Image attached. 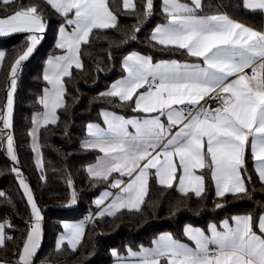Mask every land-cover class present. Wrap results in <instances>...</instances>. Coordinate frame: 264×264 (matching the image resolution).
Here are the masks:
<instances>
[{
  "label": "snow or ice",
  "instance_id": "obj_1",
  "mask_svg": "<svg viewBox=\"0 0 264 264\" xmlns=\"http://www.w3.org/2000/svg\"><path fill=\"white\" fill-rule=\"evenodd\" d=\"M15 2L0 0L5 6ZM46 3L64 18L56 47L65 54L47 61L43 79L51 87L44 89L38 101L45 112L34 116V122L45 126L55 124L57 109L66 107L64 78L71 77L74 66L82 68L81 48L89 43L93 30L118 27L108 0H46ZM123 5L133 11L136 7L131 0H123ZM162 5L167 22L153 29L150 41L165 50H184L196 62H154L151 56L133 52L122 63L127 76L101 94L122 103L131 102L134 112L145 115L125 118L103 112L106 127L87 125L91 139L82 147L103 153L88 167V173L94 180L108 181L111 187L121 188L123 193L98 213L100 217L114 216L122 209L139 210L150 170H155L161 185L171 188L174 181L178 182L179 191L185 195L191 191L201 196L205 178L197 174L198 169L211 170L218 197L226 193L246 194L245 153L249 147L254 160L259 162L258 178L264 183V32L245 27L227 15H200L202 0L189 3L162 0ZM244 7L264 11V0H244ZM152 9L153 0H145L144 15H151ZM44 31L43 14L36 5L20 7L0 18V35L30 34L26 50L12 65L13 77L40 43L41 36L37 33ZM3 56L0 52V60ZM15 86L13 78L6 101V128L11 126ZM208 100L216 102V107L208 104ZM32 135L35 140V130ZM7 144V151L15 161L10 135ZM114 173L128 177V182L114 178ZM20 183L34 220L20 251L19 264H33L40 244L41 216L31 190L23 180ZM109 195L104 193L95 201L96 205H101ZM3 196L0 192V197ZM231 221L225 219L219 228L209 225L210 235L186 226L185 235L194 247L171 234H163L153 241V248L129 252L141 257L140 264H264V216L259 220V234L253 229L250 215L233 216ZM5 227L0 223V247H6V241L11 239ZM83 228V224L72 226L68 236L58 238L56 249L67 240L75 250Z\"/></svg>",
  "mask_w": 264,
  "mask_h": 264
},
{
  "label": "trees",
  "instance_id": "obj_2",
  "mask_svg": "<svg viewBox=\"0 0 264 264\" xmlns=\"http://www.w3.org/2000/svg\"><path fill=\"white\" fill-rule=\"evenodd\" d=\"M202 4L200 14L226 12L256 28H261L264 23V15L260 11L245 10L243 0H202ZM31 5L38 6L43 14L45 36L35 52L21 63L15 77L12 76V65L26 50L28 36L15 33L0 38V50L4 52L0 67V192L4 193L0 197V221L6 225V235L11 237L6 241V247H0V263L17 264L29 231L27 221L32 217V211L20 178L29 186L41 215L42 240L33 264H110L113 250L123 253L128 248L150 245L161 232H169L182 239L186 224L206 228L210 223L218 224L238 214L250 215L253 229L258 231L257 221L264 213V183L259 180L247 150L244 171L246 194L218 197L209 169L202 170L205 187L200 197L192 192L186 195L179 193L173 186L159 185L151 177L139 210L122 209L114 216L96 215L86 228L77 250L66 245L57 250L54 243L62 229V221L80 219L86 210H94L96 195L110 187V182L94 180L87 174L86 165L94 161L97 152L82 148L80 141L86 133V125L100 121L102 109L124 116L135 113L131 102L122 103L117 98L101 95L113 80L123 75L124 56L131 51L151 56L153 60L190 56L183 50L153 46L154 42L150 41L154 25L165 19L162 0H153L149 16L144 15L145 0H135L134 11L125 9L121 0H108L118 27L93 30L89 43L82 45V68L73 67L71 77L64 78L66 107L57 109L55 124L39 129L42 163L38 168L30 145L32 115L42 109L38 101L46 85L43 69L46 58L59 52L54 37L64 18L45 0H16L9 6L0 3V15ZM136 28L139 31H134ZM13 78L16 86L11 126L5 128L2 116ZM8 133L14 140L15 161L6 152Z\"/></svg>",
  "mask_w": 264,
  "mask_h": 264
},
{
  "label": "crops",
  "instance_id": "obj_3",
  "mask_svg": "<svg viewBox=\"0 0 264 264\" xmlns=\"http://www.w3.org/2000/svg\"><path fill=\"white\" fill-rule=\"evenodd\" d=\"M46 1V0H45ZM122 1V6L124 7V5H123V0H121ZM190 1V0H189ZM131 2L132 3H134L135 4V0H131ZM184 2V1H183ZM184 3H187V2H184ZM163 6V5H162ZM243 7H244V0H243ZM244 9H245V7H244ZM245 10H247V11H260L261 13H262V15H264V11H262V10H250V9H245ZM55 11V10H54ZM12 14V13H11ZM165 14V13H164ZM215 14H223V15H227L229 18H231L232 20H234L235 22H238V23H240L241 25H243V26H245V27H248V28H250V29H252V30H255V31H258V32H264V23H262V27L261 28H256V27H253V26H251V25H249V24H247V23H245V22H243V21H240V20H238V19H236V18H234V17H232V16H230L229 14H227L226 12H220V13H211V14H200V15H202V16H207V15H215ZM8 15H10V14H8ZM8 15H0V18H2V17H6V16H8ZM167 22V20H166V16H165V19L163 20V21H161V22H159V23H157L156 25H154V27L152 28V30H151V33H150V36H151V34H152V32H153V29L157 26V25H161V24H164V23H166ZM45 24V23H44ZM62 25V24H61ZM61 25H60V27H61ZM60 27L58 28V30H57V32H56V35H55V37H54V44H55V46H56V43H57V38H58V35H59V29H60ZM45 28H46V24H45ZM68 30L69 31H71V28L69 27L68 28ZM45 32V31H44ZM44 32L43 33H37V35H39V36H41V40H40V43L42 42V40L44 39V36H45V34H44ZM12 34H15V33H9V34H4V35H0V38H6V37H9V36H11ZM27 34V36L28 35H30L29 33H26ZM39 43V44H40ZM38 44V45H39ZM37 45V46H38ZM37 46H36V48H37ZM36 48L34 49V51H33V53L35 52V50H36ZM184 51V50H183ZM0 52H2V53H4L2 50H0ZM133 52H136V53H139V54H142V53H140V52H137V51H131V52H129V53H127L125 56H124V58L127 56V55H129V54H131V53H133ZM32 53V54H33ZM31 54V55H32ZM65 53H64V51L63 50H61V49H59V52L58 53H56V54H53V55H49L47 58H46V61H45V65H44V69H43V76H44V73H45V69H46V67H47V61H48V59L50 58V57H58V56H61V55H64ZM30 55V56H31ZM142 55H145V54H142ZM29 56V57H30ZM145 56H148V55H145ZM124 58H123V60H122V63H123V61H124ZM172 60H175V61H178V62H180V63H185V62H187V63H193V62H196L195 61V58H192V57H190V58H172V59H159V60H153L154 62H160V61H172ZM1 63H2V60H0V67H1ZM75 67V66H74ZM76 68V67H75ZM124 70V69H123ZM246 72H249L250 73V69H246L245 70ZM127 76V73L124 71V73H123V75L122 76H120V77H118V78H116L115 80H113L111 83H110V85L108 86V88L104 91V92H106V91H108L109 89H110V87H111V85L114 83V82H116L117 80H120V79H122V78H125ZM51 86L50 85H48L47 84V82H46V85L44 86V88H43V90H42V94H41V97L44 95V89L45 88H50ZM9 91H11V87H10V89H9ZM8 91V92H9ZM64 99V98H63ZM133 107H134V105H133ZM45 112V109L43 108V106H42V109L39 111V112H35L33 115H32V126H31V128H30V145H31V148H32V151H33V159H34V162H35V164H36V166L38 167V168H40V166H41V163H42V160H41V151H40V147H38L39 146V142H36V144H35V146L33 145V143H32V129H33V126H34V116H38V115H41V114H43ZM103 112H108V113H115V114H117V115H120V116H123V117H125V118H142L145 114H143V113H139V112H135L133 115H130V116H124L123 114H120V113H117V112H115V111H113V110H110V109H102L101 110V112H100V115H101V119H100V121H92V122H89L88 124H98V125H100L101 127H106V125H104V121H103V116H102V113ZM56 115H57V113H56ZM12 116V115H11ZM6 119H8V114H7V118ZM10 123H11V119H10ZM87 124V125H88ZM87 125H86V133H85V135H84V137L82 138V140L80 141V145H81V147H82V145L87 141V140H89V139H91V137H89L88 136V131H87ZM39 129L42 127V126H45V125H43L42 124V122H40L39 123ZM39 132V131H38ZM13 138V137H12ZM5 148H6V152H7V154H8V156L11 158V154L7 151V148H8V144H7V138H6V140H5ZM82 148H84V147H82ZM13 149H14V153H15V156H16V150H15V144H14V140H13ZM84 149H88V148H84ZM89 150H95L96 152H97V155H96V158L94 159V161H92V162H90V163H88L87 165H86V172H87V174L90 176V174L88 173V171H87V169H88V167L90 166V165H93V164H95L96 163V161H97V158L98 157H101V156H103V153H100L98 150H96V149H89ZM249 152H250V154H251V156H252V163H253V167H254V169H255V171H256V168L259 166V162L258 161H255L254 160V158H253V155H252V153H251V150H250V147L247 149ZM246 150V151H247ZM246 154V153H245ZM210 170V169H209ZM154 171L155 170H150V175H149V178H148V183H149V180H150V178L151 177H153L154 179H155V181L159 184V185H161L160 183H159V181H158V178L157 177H155V175H154ZM197 171V174H202V170H196ZM256 173H257V171H256ZM115 174V173H114ZM178 175H179V173H178ZM203 175V174H202ZM257 175H258V173H257ZM91 177V176H90ZM210 177H211V179H212V173H211V170H210ZM114 178H118V179H122L123 181H124V183L126 184L127 182H128V180H129V178L128 177H120V176H118V174H116V176L114 177ZM21 180H23L22 178H20L19 179V182L21 181ZM23 182H24V184H26L27 185V183L23 180ZM212 183H213V187H214V192L216 193V188H215V183H214V181H213V179H212ZM20 185H21V183H20ZM28 186V185H27ZM162 186H166V185H162ZM21 187H22V189H23V191H24V193H25V190H24V187L21 185ZM122 187H123V185H122ZM173 187L179 192V193H181L180 191H179V185H178V182H173ZM204 187H205V179H204ZM28 188H29V186H28ZM30 189V188H29ZM147 189H148V184H147V187H146V192H145V194L147 193ZM204 191V190H203ZM189 192H191V191H189ZM104 193H111V195H109V196H107V198L106 199H104V201H103V203L101 204V205H99V206H97L96 205V203H95V201L97 200V199H99V198H101V196L104 194ZM192 193H194V192H192ZM31 194H32V192H31ZM195 194V193H194ZM227 194V193H226ZM117 195H123V193H122V191H121V188H115V187H111V185H110V187H107V188H104V189H102L97 195H96V197L94 198V205H95V211H96V215H98V213L100 212V211H102L111 201H112V199H114ZM26 196V195H25ZM33 196V195H32ZM145 196V195H144ZM27 198V197H26ZM144 198V197H143ZM29 205H30V208H31V204L29 203ZM129 210V209H128ZM31 211H32V209H31ZM105 215H107V214H105ZM41 216V215H40ZM109 216V215H108ZM234 216H247V215H245V214H238V215H234ZM261 216H264V213H262L260 216H259V218H258V221H257V228H258V231H256L258 234H259V227H258V224H259V220H260V217ZM32 218H33V220H34V217H33V214H32ZM225 219H223V220H221L218 224H216V223H210L209 225H211V224H215V225H217V227L219 228V226L221 225V223H222V221H224ZM229 221H230V223H232V221H231V219H228ZM33 222V221H32ZM0 223H2V224H4L3 222H1L0 221ZM40 242H41V240H42V226H41V220H40ZM78 224H82L81 223V221H80V219H77V220H64V221H62V223H61V226H62V229H61V231L57 234V236H56V238H55V243H54V245H55V248H56V242H57V240H58V238L61 236V235H64V236H68L70 233H69V229H71V227L72 226H74V225H78ZM65 225H67L68 226V228H66L65 227ZM209 225L206 227V228H202V227H199V226H194V225H191V224H186L185 226H184V228H183V238L182 239H179V238H175L171 233H169V232H161V233H159L153 240H152V242H151V244L150 245H147V246H141V247H139V248H137V249H131V248H128V249H126V251L125 252H123V253H120V252H118L117 250H113V251H115V253H116V255H113V251H112V255H113V260H112V262L110 263V264H140V259H141V257L139 256V255H136V256H133V255H131L130 254V252H129V250H131V252L132 253H140L141 252V248H153L154 247V244H153V241L154 240H156V239H158V237L159 236H161V235H163V234H171L176 240H178V241H180V242H182V243H185V244H188L190 247H194V244H193V242H191L188 238H187V236L185 235V227L186 226H191V227H193V228H198V229H201V230H203L206 234H209L210 235V233H209V231H208V229H209ZM233 226H234V224H233ZM29 228H30V225H29ZM28 233H29V231H28ZM28 233H27V235H28ZM84 235H85V229L83 228V233L81 234V236H80V239H79V242L76 244V248H75V250H77L79 247H80V245L82 244V241H83V238H84ZM26 238H27V236H26ZM26 240V239H25ZM24 243H25V241H24ZM40 245V244H39ZM64 245H66L68 248H70L71 250H73L72 249V247H71V245H69L68 243H67V240H65V242H64V244L62 245V246H64ZM23 246H24V244H23ZM23 246H22V248H23ZM61 246V247H62ZM211 247V246H210ZM0 264H4V263H0ZM17 264H19V259H18V262H17ZM39 264H42V263H39Z\"/></svg>",
  "mask_w": 264,
  "mask_h": 264
},
{
  "label": "built area",
  "instance_id": "obj_4",
  "mask_svg": "<svg viewBox=\"0 0 264 264\" xmlns=\"http://www.w3.org/2000/svg\"><path fill=\"white\" fill-rule=\"evenodd\" d=\"M202 104L204 103V101L201 102ZM208 104H211L212 107H216V102L208 100L207 101ZM96 215V211L95 210H86L85 212L82 213L81 217H80V221L84 226V229H86L90 223L92 222L93 218ZM33 221V218L31 217L27 223L30 225Z\"/></svg>",
  "mask_w": 264,
  "mask_h": 264
},
{
  "label": "rangeland",
  "instance_id": "obj_5",
  "mask_svg": "<svg viewBox=\"0 0 264 264\" xmlns=\"http://www.w3.org/2000/svg\"><path fill=\"white\" fill-rule=\"evenodd\" d=\"M7 101V100H6ZM7 108H6V106H5V110H4V113H3V116H2V119H3V124H4V121L6 120V118H7ZM4 126V125H3ZM39 124H37L36 122H34V126H33V129H32V133H33V131L35 130V140H34V137H33V135H32V143H33V145L35 146V144H36V142H38V131H39ZM6 128V127H5ZM7 128H9V127H7ZM31 133V134H32ZM11 136L12 137V135H11V133H8V136ZM13 139V138H12ZM39 147V146H38ZM96 216V215H95ZM86 230V229H85Z\"/></svg>",
  "mask_w": 264,
  "mask_h": 264
}]
</instances>
